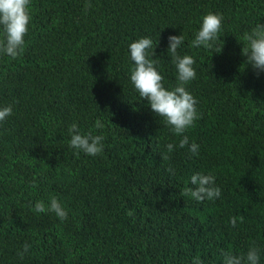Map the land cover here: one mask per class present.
I'll return each mask as SVG.
<instances>
[{
    "label": "trees",
    "instance_id": "trees-1",
    "mask_svg": "<svg viewBox=\"0 0 264 264\" xmlns=\"http://www.w3.org/2000/svg\"><path fill=\"white\" fill-rule=\"evenodd\" d=\"M29 9L23 52L0 53V104L13 106L0 121V264H221V249L250 244L264 264V73L244 65L237 40L264 23V0H30ZM208 11L223 16L213 54L190 44ZM180 32L199 113L184 135L198 154L167 151L179 136L129 80L128 44L147 35L158 38L150 58L165 86L175 84L165 49ZM97 118L104 128H93ZM73 121L103 134L100 153L69 146ZM195 171L214 174L221 195L191 197ZM49 194L65 220L32 210Z\"/></svg>",
    "mask_w": 264,
    "mask_h": 264
},
{
    "label": "clouds",
    "instance_id": "clouds-1",
    "mask_svg": "<svg viewBox=\"0 0 264 264\" xmlns=\"http://www.w3.org/2000/svg\"><path fill=\"white\" fill-rule=\"evenodd\" d=\"M30 0H0V53L11 58L18 57L24 50L25 34L29 31L31 14ZM223 16L219 12L208 11L200 17L198 27L193 30L191 46L219 52L223 43H220ZM238 41L243 43L241 54L245 56L244 65H251L257 74L264 73V23L256 21L248 31L244 32ZM184 36L169 34L167 36L166 53L170 55L171 63L175 68L176 83L165 86L164 77L158 70V62L154 58V49L159 43L154 42L151 36H141L128 44V57L132 61L129 71V80L139 98H145L147 106L155 116L163 118L170 131L179 136L178 144L168 142L165 148L172 152L176 147L185 145L192 154H198L200 145L195 140L189 141L184 135L187 129L193 126L199 116L197 100L186 87L187 83L195 78L194 57L178 51L182 47ZM13 111L12 104H0V121L4 120ZM93 128H104V122L97 118ZM70 139L69 146L76 153L84 152L96 155L103 150V134H93L91 130L81 131L79 125L73 121L68 126ZM169 171H173L169 169ZM190 187L185 189L197 201L212 200L221 195V188L216 184V177L211 172L195 171L189 176ZM32 210L37 213L52 212L61 221L68 216L67 208L55 194H49L47 201L36 199L32 203ZM232 224L236 221L230 219ZM30 248L25 242L17 249V255L23 258ZM221 264H260L261 250L256 244H250L246 251L233 253L220 250ZM194 264H200L195 258Z\"/></svg>",
    "mask_w": 264,
    "mask_h": 264
}]
</instances>
